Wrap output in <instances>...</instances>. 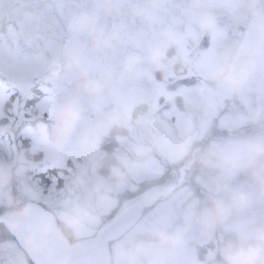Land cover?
<instances>
[{"label": "rangeland", "instance_id": "1", "mask_svg": "<svg viewBox=\"0 0 264 264\" xmlns=\"http://www.w3.org/2000/svg\"><path fill=\"white\" fill-rule=\"evenodd\" d=\"M224 59L247 70L238 89L213 78ZM21 97L37 100L34 116L47 115L32 139L45 156L31 173L7 163L14 152L0 144V175L47 172L49 198L62 197L50 208L70 242L92 237L127 197L175 183L173 168L212 126L242 132L204 142L186 185L110 244L112 264L117 247L137 245L136 264H225L233 236L252 243L264 228V155L251 151L264 145V0H0V119L3 104ZM73 103L78 118L54 143L57 116ZM115 127V162L103 174L100 142ZM234 192L247 206H233ZM217 202L229 211L206 223ZM161 231H182V245L161 246Z\"/></svg>", "mask_w": 264, "mask_h": 264}, {"label": "flooded vegetation", "instance_id": "2", "mask_svg": "<svg viewBox=\"0 0 264 264\" xmlns=\"http://www.w3.org/2000/svg\"><path fill=\"white\" fill-rule=\"evenodd\" d=\"M32 101L28 98L13 99L11 102L13 106H9L7 110L14 111L4 112L5 118L0 119V126L6 127L0 131V144L9 147L14 152V158H16L15 162H6H12V167L21 164L26 168H31V173L33 168H38L42 164V159L45 156L42 153L43 148L39 146L38 149V146H34L32 139L33 136L43 134L44 129L42 127L46 126L47 117L44 112L37 113L36 116L32 114V110L36 106V103ZM7 104L4 103L3 111ZM27 131H31V133L27 134ZM33 147L38 150L35 154L32 153ZM0 166H2L1 162ZM13 171L15 170L13 169L11 173ZM20 176L16 177L10 174L8 177H3L0 175V264H34L23 247L20 246L14 231V222H25L28 218V207L32 205L53 215L62 235L65 234L64 225L50 208L52 205H57L62 197L57 195L55 199H50L48 184H45L41 179L47 177V172L35 174L33 177L28 174L29 178L24 175ZM7 181L9 184L4 183ZM55 201L56 203H54Z\"/></svg>", "mask_w": 264, "mask_h": 264}, {"label": "water", "instance_id": "3", "mask_svg": "<svg viewBox=\"0 0 264 264\" xmlns=\"http://www.w3.org/2000/svg\"><path fill=\"white\" fill-rule=\"evenodd\" d=\"M195 159L193 156L181 166L175 183L154 187L147 193L143 192L123 201L92 238L68 245L54 225V218L35 205L28 207V218L25 222H14L15 237L37 264H110L109 242H115L126 234L140 220L144 209L155 203L157 198L180 187L189 176ZM32 209L37 210L30 211Z\"/></svg>", "mask_w": 264, "mask_h": 264}, {"label": "clouds", "instance_id": "4", "mask_svg": "<svg viewBox=\"0 0 264 264\" xmlns=\"http://www.w3.org/2000/svg\"><path fill=\"white\" fill-rule=\"evenodd\" d=\"M197 6H201L204 0H194ZM84 19L76 21L77 26H84ZM211 20L208 17L201 19L202 26H211ZM243 49H239L236 53L239 56ZM136 61L129 60L125 65L124 71L130 73L135 70ZM53 70H55V61L53 62ZM247 70L244 66L237 67L235 60L229 62L227 59L222 60L214 70L213 78L220 83L228 86L231 89H238L241 87L246 78ZM79 115L78 107L73 103L65 106L64 109L57 116V126L53 129L52 140L58 143L69 131L72 122H74ZM251 151L255 155H264V145H254ZM118 173L116 176L118 177ZM232 204L236 207H245L248 203L247 195L243 192L232 193ZM229 211L228 207L222 202H217L212 216H210L206 223L222 217ZM76 224L85 222L83 214H77L73 218ZM156 240L161 246H171L178 248L183 243V232L176 231L174 233L157 232L155 233ZM140 252L139 246L131 248L117 247L115 249V264H136V258ZM225 264H264V228L257 229L252 234V243H239L236 245H229L224 250Z\"/></svg>", "mask_w": 264, "mask_h": 264}, {"label": "trees", "instance_id": "5", "mask_svg": "<svg viewBox=\"0 0 264 264\" xmlns=\"http://www.w3.org/2000/svg\"><path fill=\"white\" fill-rule=\"evenodd\" d=\"M241 132H242L241 129L236 130L233 133L232 132H219L214 128V126H212V128L210 129L208 134L205 136V138L202 139L203 141H201L200 144L202 146L204 144V142H211L216 137L222 138V139H232L234 136L240 135ZM114 146H115V142L112 139H107V141H104V143L102 144V148L106 152L105 157L102 159L103 161H102V165L100 168V171H103V173H107L110 165L114 164V162H115V160H114L115 158H114V154H113ZM230 241H231L232 245H236L239 243H246V242L240 241L235 236H233L230 239Z\"/></svg>", "mask_w": 264, "mask_h": 264}, {"label": "snow or ice", "instance_id": "6", "mask_svg": "<svg viewBox=\"0 0 264 264\" xmlns=\"http://www.w3.org/2000/svg\"><path fill=\"white\" fill-rule=\"evenodd\" d=\"M41 179L43 180V182H44L45 184L48 183V179H47V177H42Z\"/></svg>", "mask_w": 264, "mask_h": 264}]
</instances>
